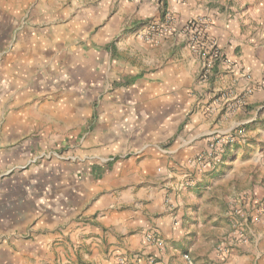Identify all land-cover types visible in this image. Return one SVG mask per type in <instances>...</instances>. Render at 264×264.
Segmentation results:
<instances>
[{"label": "rangeland", "instance_id": "obj_1", "mask_svg": "<svg viewBox=\"0 0 264 264\" xmlns=\"http://www.w3.org/2000/svg\"><path fill=\"white\" fill-rule=\"evenodd\" d=\"M87 2L0 0V264H117L124 260L148 264L150 259L155 264H264V256L251 257L255 241L264 246V196L251 203L247 212L239 204L243 199L236 197L237 191L218 185L216 193L232 199L226 207L221 205L222 211L227 209L226 215L200 217L195 200L186 205L176 203L182 191L195 187L192 176L178 184L182 185L177 186L175 199L171 197L174 201L168 197L171 190L162 195V216L169 217L172 230H177L175 235L170 231V239L150 221L146 227L130 226L120 233L115 224L103 220L106 214L136 210L140 205L128 201L100 205L102 199L108 200L110 195L119 199L126 187L134 186L130 180L125 185L116 184L114 174L122 163L141 159V148H135L132 141H136L133 138L142 124L126 127L125 119L147 107L132 88L136 80L144 78V72L129 71L141 66L142 57L116 53V45L133 37L130 46L139 49L136 53L142 56L145 50L138 43L153 46L161 37L167 41L174 33L179 34L192 57L200 61L190 74L192 93L199 99V86L209 82L211 70L225 55L210 37V19H191L199 22L194 31L186 28L188 22L176 27L172 14L164 10L157 20L121 26L105 40H100L99 22L95 21L83 27L77 21L79 26L70 36L56 33L81 14L79 8ZM198 46L201 55L194 50ZM214 54L209 72V56ZM194 110L187 109L180 122L169 124L164 139L150 142L152 149H169L184 133ZM257 118L260 123L249 124L251 133L264 131V103L257 110ZM110 125L130 137L126 148L108 150L110 160L106 162L87 159L95 137L107 135ZM244 126L234 127L223 137L211 135L206 150L189 159L186 170L192 172L191 167H195L198 173L211 174L226 163L228 169L237 161V152L243 160L249 153L247 145L257 139L249 138ZM238 130L245 138L221 149L214 146ZM63 165L72 168L75 191L84 189L85 193L80 200H70L73 213L68 214V220L51 231L38 230L32 215L35 199L45 181ZM137 236L139 251L138 247L123 248L124 240ZM158 242L161 246L156 245ZM186 255L190 263L184 260Z\"/></svg>", "mask_w": 264, "mask_h": 264}, {"label": "crops", "instance_id": "obj_2", "mask_svg": "<svg viewBox=\"0 0 264 264\" xmlns=\"http://www.w3.org/2000/svg\"><path fill=\"white\" fill-rule=\"evenodd\" d=\"M85 1H88L87 4L79 8L81 14L70 19L56 33L60 32L64 36L69 33L70 36L79 26L77 21H80L82 27L95 21L99 22L97 32L100 33V40H105L121 26L136 22L144 24L153 18L157 20L164 10L172 14L176 27L183 26L196 17L210 19V37L216 40L225 55L211 70L209 82L199 86L198 96L202 97L199 99L192 93L190 74L198 68L200 61L192 57L179 34L174 33L166 38L167 41L161 37L153 46L138 43L146 51V56L143 55L145 51L142 56L137 55L139 49L130 46L134 44L133 37L116 45V53L125 51L126 56L142 57L141 66L130 67L129 71L143 70L144 78L136 80L132 88L147 107L146 111L125 119L126 127L142 124L133 138L136 141H132L135 148H141V159L138 163H122L114 174L116 184L125 185L130 180L134 186L126 187L119 199L112 195L108 200L102 199L100 205L121 201L140 205L136 210H117L119 213L106 214L103 220L115 224L120 233L130 226L146 227L150 221L149 224H155L162 235L170 239V231L175 235L177 230H172L169 217L162 216L165 210L162 195L166 190H171L168 197L175 199L174 196L179 194L176 193L177 186L182 185L178 184L186 176L193 177L192 185L195 187L188 192L182 191L176 198L177 204L186 205L195 200V207L198 208L196 215L201 217L209 214L211 219L223 217L222 214L226 215L227 209L222 211L221 205L226 207L232 199L216 193L215 187L219 185L237 191L236 197L243 199L242 203L238 201L239 204L248 212L251 203L264 196V131L251 133L249 125L253 122L260 123L257 110L264 103V0ZM224 2H227L226 6ZM155 52L159 54L156 56ZM203 87L205 90H202ZM191 107L196 110L186 122L184 133L176 138L174 144L167 150L152 149L150 142L164 139L166 127L172 122H180ZM239 125H245L249 138L257 137L255 144L251 142L247 145L246 148L249 149L246 152L249 153L243 160L237 152V161L228 169L226 163L211 174L198 173L195 167H191L192 172L190 169L186 170L188 160L206 150L211 135L223 137ZM117 127L115 125L113 129L110 125L107 135L99 133L95 137L94 147L87 153V159L106 162L110 160L108 150L117 146L126 148L130 137L122 136ZM258 138L263 139L259 141ZM103 157L106 160H101ZM73 180L72 168L63 165L56 168L40 188V196L35 199L32 210L34 225L38 230L51 231L68 220V214L73 213L70 212V200L74 197L80 200L85 193L84 189L75 191ZM198 196L200 198L196 199ZM143 213L144 217L141 216ZM242 213L246 215V212ZM138 245L137 236L132 240H124L123 248L135 250ZM252 250V258L264 256L261 242L255 241ZM36 251L39 252L38 248Z\"/></svg>", "mask_w": 264, "mask_h": 264}, {"label": "built area", "instance_id": "obj_3", "mask_svg": "<svg viewBox=\"0 0 264 264\" xmlns=\"http://www.w3.org/2000/svg\"><path fill=\"white\" fill-rule=\"evenodd\" d=\"M198 23H199V22H198L197 20L188 21V23H187V25H186V28L189 27L191 30L196 31V29H197L198 26H199ZM194 41H195V40H194ZM194 50H196V51H198V52L200 51V55H201V49L199 48V46H198L196 49H194ZM205 54L208 55V53H206V52H205ZM205 54L202 53V56H206ZM213 57H216V54H214V55H210V56H209V61H208V70H209V72H210V69L212 68L211 66H212V64H213V63H212V59H213ZM203 58H204V57H203ZM243 137H244L243 131L238 130V131H235L233 134H230V135L224 137V140H222L220 143L217 141L216 144H214V146H216V147H220V149H221L222 147L231 146V145H233L236 141H238V140L240 141L241 139H243ZM192 166H194L193 163H192ZM153 242H154V241H153ZM156 242H157V241H155V243H156ZM161 244H162V243L158 242L156 245H157V246H161ZM184 260H185L186 262H188V263L191 262L190 259H189V257H188L187 255L184 256ZM117 264H128V263L124 260V261H120V262H118ZM148 264H155V263H153V260L150 259L149 262H148Z\"/></svg>", "mask_w": 264, "mask_h": 264}]
</instances>
